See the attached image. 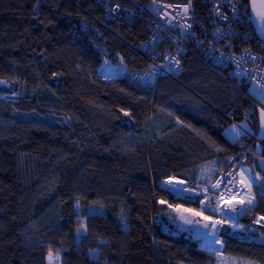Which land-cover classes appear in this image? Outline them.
<instances>
[{"label":"trees","instance_id":"16d2710c","mask_svg":"<svg viewBox=\"0 0 264 264\" xmlns=\"http://www.w3.org/2000/svg\"><path fill=\"white\" fill-rule=\"evenodd\" d=\"M148 31L145 15L108 20L98 0H0V264H49L53 251L62 264H264L251 238L264 232V105L197 50L154 86L107 78L103 49L143 68ZM242 122L250 130L231 140L225 130ZM211 162L259 175L222 252L159 221L168 204L203 199L162 182L195 185Z\"/></svg>","mask_w":264,"mask_h":264},{"label":"built area","instance_id":"2783aa9c","mask_svg":"<svg viewBox=\"0 0 264 264\" xmlns=\"http://www.w3.org/2000/svg\"><path fill=\"white\" fill-rule=\"evenodd\" d=\"M98 2L108 20L120 21L126 14L132 20L136 14H143L149 27L146 39L139 45V50L148 58L143 68L130 66L120 52L103 49V63L113 69L112 74L154 86L163 75L179 76L184 70L186 56L197 50L201 57L232 78L249 87L253 84L264 89L261 87L264 85V40L256 32L249 0ZM87 27L88 22L83 21L82 28ZM169 64L171 69L167 67ZM236 180V176L228 172L221 176L219 183L228 188L235 185Z\"/></svg>","mask_w":264,"mask_h":264},{"label":"rangeland","instance_id":"374dc122","mask_svg":"<svg viewBox=\"0 0 264 264\" xmlns=\"http://www.w3.org/2000/svg\"><path fill=\"white\" fill-rule=\"evenodd\" d=\"M103 72L108 78L112 74L113 69L111 67L104 66ZM0 83L5 82L0 80ZM232 125H236L240 128L241 134H243L244 131L247 132L250 130V126L247 122H242L240 125ZM232 125L225 130V133L231 140H236L238 137L234 138L231 134ZM225 169L226 167L221 169L218 163L211 162L201 167V179L200 182L195 185L176 176L169 177L162 182V186L169 188L176 196L195 197L201 194L203 195V199L201 200V205L199 207L188 206L181 203L168 204L162 211L164 220L166 221L159 218V221H161L165 230L175 232L186 231L194 238L198 239L202 245L208 247L209 245L207 241L212 239L213 231H215L216 237L222 238L221 231L224 226H228L235 231L243 230L240 220L248 210L253 208L256 203V197L253 192V184L258 181L259 175L255 172L254 168L248 164L238 167L236 166L231 170L229 169V171ZM228 172L230 175L234 174L236 176L237 183L228 188L221 187L219 183L221 181V176L226 175ZM241 179H244L252 190H250L248 186L244 184V181H241ZM168 180H172L177 183H175V185H169L165 183ZM214 185L216 187H213ZM180 189H185L186 191L181 192ZM249 199L253 201L251 205L248 203ZM223 201H226L227 204L225 205ZM241 208H245L247 211L240 214L239 209ZM186 221H193V223H187ZM216 221H223L224 223H217L214 230L212 228V224ZM206 223L209 225L208 228L204 227ZM258 224H264V216L258 217ZM205 233L207 236H205ZM251 238L264 242V232H262L258 237L251 236ZM213 244H218V241ZM221 245L222 242H220L219 246L209 248L222 252L225 248V244L223 247H221ZM92 254L97 256L96 251H93ZM60 256L61 254L58 252H51L49 264H62ZM233 262V264H256L254 262L241 259L233 260Z\"/></svg>","mask_w":264,"mask_h":264},{"label":"snow or ice","instance_id":"6c2138e0","mask_svg":"<svg viewBox=\"0 0 264 264\" xmlns=\"http://www.w3.org/2000/svg\"><path fill=\"white\" fill-rule=\"evenodd\" d=\"M185 11H187V9H185ZM233 11L235 12V9H233ZM258 16H259V21H260L261 26H264V13H262V14H258ZM226 18H227V17H225V19H226ZM253 59H255V58H253ZM121 60H123V57H121ZM105 63L107 64V63H109V62H108V61H105ZM176 63H177V65H178V64H179V61H176ZM167 67H168L169 69H171V68H172V65L169 64V65H167ZM261 87L264 88V85H261ZM261 114H262V118H264V109H261ZM245 127H246V126H245ZM262 127H264V123H262ZM231 134L234 136V138H235V137H239V136L241 135V129L238 128L236 125H232V126H231ZM248 171H251V170H248ZM165 183H167V184H169V185H175V183H177V182L172 181V180H168V181H166ZM229 183H231V180H229ZM213 187H216V186L214 185ZM172 190H174V189H172ZM180 191H181V192H185L186 190H185V189H180ZM193 191H195V190H193ZM262 194H264V189H262ZM162 203H163V201H162ZM248 203H249V205H251V204L253 203V201H252L251 199H249ZM77 206L79 207V204H77ZM246 211H247V209H245V208H241V209H239L240 214H243V213L246 212ZM186 222H187V223H193V221H186ZM197 223H198V221H197ZM217 223H219V224H223L224 222H223V221H216V222H214V223L212 224V228H213L214 230H215V227H216V224H217ZM234 226H235V225H234ZM204 227H205V228H208L209 225L206 223V224L204 225ZM81 229H83V230L86 231V225H84V224L82 223V224H81ZM78 231H80V229H78ZM205 236H207L206 233H205ZM217 240H218V237H216L215 231H213V237H212V239L207 241L209 247H211V245H212L213 243L217 242ZM49 256H50V258H51V253L49 254Z\"/></svg>","mask_w":264,"mask_h":264},{"label":"water","instance_id":"95a60500","mask_svg":"<svg viewBox=\"0 0 264 264\" xmlns=\"http://www.w3.org/2000/svg\"><path fill=\"white\" fill-rule=\"evenodd\" d=\"M251 17L258 36L264 40V26H261L258 14L264 13V0H249Z\"/></svg>","mask_w":264,"mask_h":264},{"label":"crops","instance_id":"0c3cea01","mask_svg":"<svg viewBox=\"0 0 264 264\" xmlns=\"http://www.w3.org/2000/svg\"><path fill=\"white\" fill-rule=\"evenodd\" d=\"M250 91L252 94L264 105V90L260 89L258 86L253 85L250 87ZM261 109L259 110V118H260V129H259V138H264V127H262V123H264V118H262Z\"/></svg>","mask_w":264,"mask_h":264},{"label":"bare ground","instance_id":"6f19581e","mask_svg":"<svg viewBox=\"0 0 264 264\" xmlns=\"http://www.w3.org/2000/svg\"><path fill=\"white\" fill-rule=\"evenodd\" d=\"M241 181L243 182V180L241 179ZM230 186H234V184L233 185H229V186H227V187H230ZM224 202V204L226 205L227 204V202L226 201H223ZM218 244H212L211 245V247H216V246H219V244H220V242H222V238L221 237H219L218 238Z\"/></svg>","mask_w":264,"mask_h":264}]
</instances>
